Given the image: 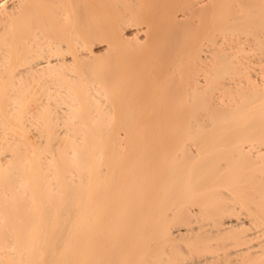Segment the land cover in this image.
<instances>
[{"label": "bare ground", "instance_id": "obj_1", "mask_svg": "<svg viewBox=\"0 0 264 264\" xmlns=\"http://www.w3.org/2000/svg\"><path fill=\"white\" fill-rule=\"evenodd\" d=\"M0 264H264V0H0Z\"/></svg>", "mask_w": 264, "mask_h": 264}, {"label": "rangeland", "instance_id": "obj_2", "mask_svg": "<svg viewBox=\"0 0 264 264\" xmlns=\"http://www.w3.org/2000/svg\"><path fill=\"white\" fill-rule=\"evenodd\" d=\"M103 47H104V46H102V47L100 46V48H103Z\"/></svg>", "mask_w": 264, "mask_h": 264}]
</instances>
